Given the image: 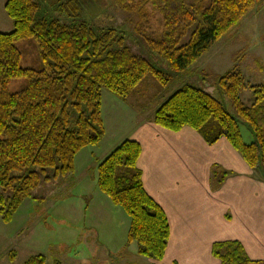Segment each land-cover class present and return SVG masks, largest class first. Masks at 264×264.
Wrapping results in <instances>:
<instances>
[{
    "label": "trees",
    "instance_id": "obj_1",
    "mask_svg": "<svg viewBox=\"0 0 264 264\" xmlns=\"http://www.w3.org/2000/svg\"><path fill=\"white\" fill-rule=\"evenodd\" d=\"M102 0H5L13 21L0 31V217L10 222L22 201L54 188L73 172L76 154L104 135L101 90L126 99L147 76L164 84L179 75L228 32L260 0H114L142 20L148 8L162 17L159 34L106 25ZM103 22V23H101ZM126 27L132 35L121 29ZM33 38L41 64L22 67L16 42ZM235 65L208 87L191 82L171 94L153 113V122L178 131L197 130L208 143L225 137L250 168L264 173V84H250ZM27 85L9 92L13 78ZM252 90L247 105L241 93ZM234 109L230 114L225 102ZM251 136L245 142L239 124ZM139 142L125 139L97 166V185L130 218L126 243L137 254L161 260L170 226L164 209L144 189L137 162ZM224 178L225 172L218 171ZM8 191L9 194H5ZM220 264H262L236 240L212 244ZM15 258V252L10 253ZM33 254L24 264H45Z\"/></svg>",
    "mask_w": 264,
    "mask_h": 264
},
{
    "label": "rangeland",
    "instance_id": "obj_2",
    "mask_svg": "<svg viewBox=\"0 0 264 264\" xmlns=\"http://www.w3.org/2000/svg\"><path fill=\"white\" fill-rule=\"evenodd\" d=\"M4 3L5 0H0V31L8 32L13 28V21L6 14ZM99 4L103 20L109 22L106 25L120 22L146 35L159 34L163 28L161 15L151 7L147 18L142 20L134 12L119 9L114 0H102ZM121 29L127 31L126 27ZM16 45L21 51L22 67L37 68L41 64L33 38L19 40ZM233 65L250 84H264V0H260L191 66L164 84L147 76L126 100L102 88L104 135L101 141L82 148L74 158L73 172L54 188L41 186L36 198H25L10 222H4L0 217V264H24L33 254H43L45 264H150L147 258L136 253L135 241L126 243L130 218L98 188L97 166L128 135L127 124L131 121H122L120 113H124L125 118L140 112L153 113L184 85L191 82L200 86L204 82L208 87V83L214 84ZM26 85V78H13L8 83V90L17 92ZM241 97L250 105L252 90L246 88ZM146 102L144 108L136 107V103L144 105ZM225 106L230 114H235L227 101ZM239 126L244 141L250 142L252 139L245 126L241 123ZM4 193L9 194L8 191ZM11 252H15V258H10Z\"/></svg>",
    "mask_w": 264,
    "mask_h": 264
},
{
    "label": "crops",
    "instance_id": "obj_3",
    "mask_svg": "<svg viewBox=\"0 0 264 264\" xmlns=\"http://www.w3.org/2000/svg\"><path fill=\"white\" fill-rule=\"evenodd\" d=\"M153 113H120L122 121H131L120 142L140 143L144 189L170 226L163 258L148 262L220 264L212 244L236 240L251 260L264 264V173L250 168L225 137L208 143L188 126L171 131L155 124Z\"/></svg>",
    "mask_w": 264,
    "mask_h": 264
},
{
    "label": "bare ground",
    "instance_id": "obj_4",
    "mask_svg": "<svg viewBox=\"0 0 264 264\" xmlns=\"http://www.w3.org/2000/svg\"><path fill=\"white\" fill-rule=\"evenodd\" d=\"M199 58H200V57H199ZM199 58H198V59H199ZM196 60H197V59H196Z\"/></svg>",
    "mask_w": 264,
    "mask_h": 264
}]
</instances>
